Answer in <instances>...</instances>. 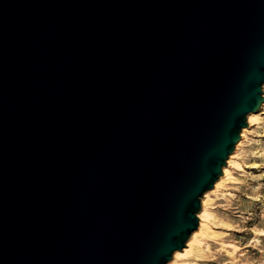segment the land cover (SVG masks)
Listing matches in <instances>:
<instances>
[{
    "label": "water",
    "instance_id": "water-1",
    "mask_svg": "<svg viewBox=\"0 0 264 264\" xmlns=\"http://www.w3.org/2000/svg\"><path fill=\"white\" fill-rule=\"evenodd\" d=\"M264 103V0H0V264H167Z\"/></svg>",
    "mask_w": 264,
    "mask_h": 264
},
{
    "label": "rangeland",
    "instance_id": "rangeland-1",
    "mask_svg": "<svg viewBox=\"0 0 264 264\" xmlns=\"http://www.w3.org/2000/svg\"><path fill=\"white\" fill-rule=\"evenodd\" d=\"M262 106L264 103L252 122L249 123L247 118L245 136L231 154L238 164L229 167V178L215 190L205 192L208 197L204 208L209 218H205L204 228L193 242L195 245L192 244L187 256L176 259L172 256L167 264H264ZM204 194L200 200V212Z\"/></svg>",
    "mask_w": 264,
    "mask_h": 264
},
{
    "label": "bare ground",
    "instance_id": "bare-ground-1",
    "mask_svg": "<svg viewBox=\"0 0 264 264\" xmlns=\"http://www.w3.org/2000/svg\"><path fill=\"white\" fill-rule=\"evenodd\" d=\"M262 105V104H261ZM261 107V106H260ZM262 108H264V106H262ZM262 108H261V110H262ZM259 111V110H258ZM257 111V112H258ZM257 112H255V113H250L248 116H247V118H248V120H249V123L250 122H252L253 121V118H254V116H255V114H257ZM260 112V111H259ZM256 117V116H255ZM245 132H246V129H242V131H241V141L243 140V138H244V136H245ZM240 141V140H239ZM238 145H239V143H238ZM237 145V146H238ZM233 154V153H232ZM233 157H234V155H230L229 157H228V159H227V161H226V166H224L223 167V169H222V175L219 177V179L215 182V184H214V189L213 190H215L224 180H226V179H228L229 178V176H230V171H229V167H231V166H236L238 163L237 162H234L233 161ZM237 163V164H236ZM236 164V165H235ZM239 167V166H238ZM211 192H213V191H211ZM207 194L208 193H205L204 194V198H203V200H202V205H203V207H202V211L199 213V219H200V221L198 222L199 223V227H197L198 229H196L191 235H190V237H189V239L187 240V244L185 245V247L181 250V251H176V252H174V254H173V257L176 259V258H181V257H185V256H187L189 253H190V249H191V247L193 246L192 244H194L195 245V243H193V242H195V240L197 241V236H198V233H200L202 230H203V228H204V221H205V218L206 217H208L207 215H206V210H205V208L204 207H206V205H205V202H206V198L208 197L207 196ZM209 218V217H208ZM207 220V219H206ZM199 241V240H198Z\"/></svg>",
    "mask_w": 264,
    "mask_h": 264
}]
</instances>
